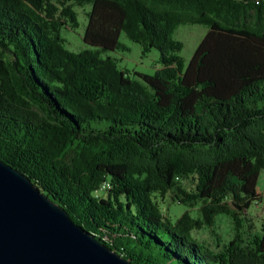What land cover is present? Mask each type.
I'll use <instances>...</instances> for the list:
<instances>
[{"label":"trees","instance_id":"trees-1","mask_svg":"<svg viewBox=\"0 0 264 264\" xmlns=\"http://www.w3.org/2000/svg\"><path fill=\"white\" fill-rule=\"evenodd\" d=\"M187 23L207 32L184 66ZM122 34L160 68H121ZM0 158L133 264H264V223L241 230L264 198V0H0ZM173 191L197 217L163 215ZM218 214L234 237L215 252L193 231Z\"/></svg>","mask_w":264,"mask_h":264},{"label":"water","instance_id":"water-1","mask_svg":"<svg viewBox=\"0 0 264 264\" xmlns=\"http://www.w3.org/2000/svg\"><path fill=\"white\" fill-rule=\"evenodd\" d=\"M0 264H133L0 158Z\"/></svg>","mask_w":264,"mask_h":264},{"label":"rangeland","instance_id":"rangeland-1","mask_svg":"<svg viewBox=\"0 0 264 264\" xmlns=\"http://www.w3.org/2000/svg\"><path fill=\"white\" fill-rule=\"evenodd\" d=\"M90 10V6L86 8H77L79 24L75 30L65 28L62 30V36L65 38V46L71 52H78L82 49L88 48L83 42V33L85 29L86 12ZM207 32V27L202 24H182L174 32V38L181 43L182 49L180 55L184 66L192 59L195 49L200 44L202 38ZM121 43L129 48L127 51H119L110 53L116 59L118 65L127 69L129 73L134 71L144 72L145 74H152L157 68H160L158 58H160L159 51L152 49L148 54L144 55L141 46L129 40L124 34L121 35ZM185 191L190 192L194 190V180H183L180 182ZM256 189L264 197V170L260 172ZM176 195L177 191L169 192L164 198H158L157 203L160 211L171 222H175L183 212L188 211L192 217H197L200 211V205H195L192 208L185 207L180 203ZM264 223V198L262 203L253 204L246 220L243 222L242 234L247 241L251 240L254 235H260V228ZM233 222L230 216L226 214H218L215 219L213 227H203L201 230H194L193 236L198 240V243L213 249L218 252L222 246L230 242L234 237Z\"/></svg>","mask_w":264,"mask_h":264}]
</instances>
